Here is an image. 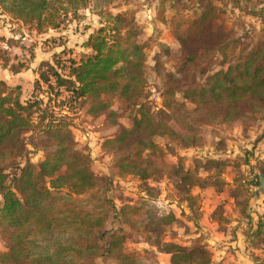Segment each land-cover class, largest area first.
<instances>
[{
	"label": "trees",
	"instance_id": "16d2710c",
	"mask_svg": "<svg viewBox=\"0 0 264 264\" xmlns=\"http://www.w3.org/2000/svg\"><path fill=\"white\" fill-rule=\"evenodd\" d=\"M150 2L154 18L163 22L166 9L182 0ZM218 3L258 26L240 19L226 29ZM112 4L0 0V16L35 33L58 30L79 20L86 9L103 22L82 44L85 53L78 59L55 55L52 63L38 66L28 101H20L19 87L0 82V240L6 248L0 264H145L141 254L123 248L135 237L168 255L170 264H212L201 243L183 247L160 242L159 236L177 220L172 213L156 215L147 201L115 208L107 195L112 180L97 176L88 150L71 140L69 116L82 113L101 129H115L100 149L112 156L118 176L146 182L169 171L177 176L185 201H192L189 190L204 188L202 181L178 163L166 170V153L154 139L180 150L196 149L205 144L206 128L264 121V0H196L201 12L185 22L176 51L154 42L159 108L147 92L148 44L142 30L130 14L110 13ZM170 59L177 63L174 70L166 69ZM120 119H128L129 126ZM28 147L42 152L39 163L29 161ZM252 179L235 186V203L242 211L251 199L245 187L264 185L262 172ZM111 220L118 229H109ZM263 230L262 221L248 230L251 245L264 243Z\"/></svg>",
	"mask_w": 264,
	"mask_h": 264
},
{
	"label": "rangeland",
	"instance_id": "374dc122",
	"mask_svg": "<svg viewBox=\"0 0 264 264\" xmlns=\"http://www.w3.org/2000/svg\"><path fill=\"white\" fill-rule=\"evenodd\" d=\"M150 0H113L110 13H125L134 17L142 30V41L148 44L146 53V78L149 101L153 107H160L157 92L159 80L154 75L153 55L154 42L159 41L177 49L176 37L185 31L188 22L201 12L196 0H182L180 4L166 9L161 18H154ZM151 4V2H150ZM222 10L220 22L226 29L237 26V20L258 26L249 17L242 16L230 5L225 7L218 3ZM169 8V6H166ZM81 18L70 22L58 30H45L35 33L31 29H19L5 16H0V82L11 88L19 87L20 101L32 98L33 82L37 78L36 69L41 63L50 62L55 55L62 59H78L85 53L82 44L94 31L102 27V20L91 10L80 11ZM177 63L170 59L166 69L174 70ZM19 69L18 73H14ZM192 111V106L187 105ZM71 140L79 148L85 147L92 160V168L97 176L109 177L112 180L111 190L107 193L116 209L123 205H139L147 201L156 215L173 214L175 223L159 236L161 243H174L189 247L201 243L210 253L212 264H264V243L247 238L248 230L255 227L258 221L264 223V185L256 188L245 187L247 196H251L247 209L235 203L236 183L252 181L254 175H264V121H257L250 126L242 127L237 123L230 127L219 126L204 129L205 144L196 149L180 150L167 145L161 138L154 139L166 156L164 167L182 166L194 177L200 179L204 188L193 187L189 190L192 201H185L186 193L179 188L177 176L167 171L154 181L140 182L131 175L118 176L113 169L112 156L101 151L102 141L110 137L115 129H101L99 122L85 117L82 113L69 116ZM119 122L129 126L128 119ZM27 158L33 164L43 159V154L28 147ZM169 172V173H168ZM65 191L61 194L65 195ZM243 189V195H244ZM244 213V214H243ZM249 215L251 218L248 224ZM109 229H118L115 220H111ZM126 230V229H124ZM264 231V230H263ZM264 239V238H263ZM128 254H141L145 264H170L169 256L147 243L144 237L128 239L123 244ZM5 244L0 240V252H5Z\"/></svg>",
	"mask_w": 264,
	"mask_h": 264
}]
</instances>
